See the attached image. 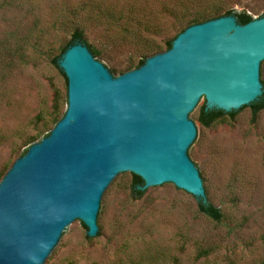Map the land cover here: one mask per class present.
<instances>
[{"label": "water", "instance_id": "obj_1", "mask_svg": "<svg viewBox=\"0 0 264 264\" xmlns=\"http://www.w3.org/2000/svg\"><path fill=\"white\" fill-rule=\"evenodd\" d=\"M57 63L65 111L0 179V264H50L81 224L101 237L120 179L140 177L146 195L175 186L208 200L193 116L204 100L213 116H243L264 101V15L189 25L118 75L82 42Z\"/></svg>", "mask_w": 264, "mask_h": 264}, {"label": "rangeland", "instance_id": "obj_2", "mask_svg": "<svg viewBox=\"0 0 264 264\" xmlns=\"http://www.w3.org/2000/svg\"><path fill=\"white\" fill-rule=\"evenodd\" d=\"M183 1L196 10L264 13V0ZM145 2L0 0V179L65 111L66 77L52 62L70 36L65 19L81 18L86 3L128 9ZM164 2L151 0L148 15L155 24L139 36L103 20L86 22L85 37L101 50L96 58L118 75L145 44L172 38L178 23L162 12ZM198 111L193 121L201 128L206 189L221 220L205 216L196 198L175 186L134 199L132 178L120 179L101 214V237L87 236L84 224L71 228L50 264H264V110L254 120L249 110L210 127L200 124Z\"/></svg>", "mask_w": 264, "mask_h": 264}, {"label": "trees", "instance_id": "obj_3", "mask_svg": "<svg viewBox=\"0 0 264 264\" xmlns=\"http://www.w3.org/2000/svg\"><path fill=\"white\" fill-rule=\"evenodd\" d=\"M168 2H164L162 6V12L167 14L168 16H172L173 19L178 23V29L173 35L172 38L166 39L163 45L160 44H145L143 47V52L138 58L136 62L134 60H129V65L127 70L131 68L138 67L141 65L144 60L155 53L164 51L171 46L172 39L181 31H183L189 25L203 22L224 14L233 13L237 21L240 23H246L251 20L253 17L245 12H235L233 10L223 11L221 8L212 7L209 10L206 9H193L195 5L189 3L188 1L183 0H167ZM169 2H172L169 4ZM151 5V0H146L145 5L142 7L139 4H134L130 6L128 9L117 8L115 5H103L86 3V7L83 9V13L81 18L69 17L65 19L63 25L65 29L69 30L70 36L69 39L65 42V44L61 47L60 53L52 58V62L55 67L60 71L62 75H64L63 71L59 68L57 60L63 51L71 44L75 42L84 43L91 53L98 57L101 54V50L95 48L90 42H88L87 38L84 35V25L86 22L90 20H100L104 21L107 24L118 26L122 33L125 35L132 34L133 36H139L138 31L140 29H144L153 26L155 23L152 22L149 11V7ZM264 15V13L262 14ZM260 15V16H262ZM66 17V16H65ZM137 38V37H136ZM123 72V71H122ZM65 76V75H64ZM264 110V101L257 103L253 108L250 109L252 120L256 118L260 111ZM63 115V114H62ZM234 116H213L212 109H205V102L199 108L197 113V120L203 127H210L212 124L216 122H222L226 119H233ZM58 119L54 122L56 123ZM35 136L31 138V140H35ZM26 150V149H25ZM25 150L23 152H25ZM22 152V153H23ZM143 181L140 177H133L130 182V193L134 199H139L143 192L138 189V185H142ZM198 210L202 212L205 216L209 217L212 220L220 221L223 217V213L219 207H217L212 201L205 200L200 201L196 199Z\"/></svg>", "mask_w": 264, "mask_h": 264}]
</instances>
